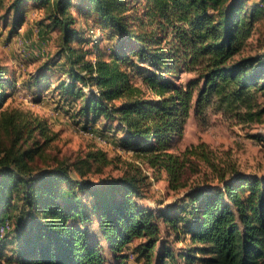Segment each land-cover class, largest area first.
I'll list each match as a JSON object with an SVG mask.
<instances>
[{"label":"trees","instance_id":"1","mask_svg":"<svg viewBox=\"0 0 264 264\" xmlns=\"http://www.w3.org/2000/svg\"><path fill=\"white\" fill-rule=\"evenodd\" d=\"M28 1L11 0L13 28L26 23ZM35 1L61 34L36 82L56 83L86 124L121 123L122 146L185 193L154 209L143 203L150 182L140 168L91 179L108 163L100 150L35 166L54 137L47 122L4 108L15 83L0 64V127L9 137L0 140V226L9 224L0 264H264V175L221 168L206 142L174 151L192 110L214 105L242 123L264 122V47L243 53L264 0H79L88 29L77 27L75 0ZM104 32L117 43L104 46ZM55 66L69 82L53 79ZM184 73L195 77L183 83ZM204 166L217 183L193 181ZM172 234L188 243L178 256Z\"/></svg>","mask_w":264,"mask_h":264},{"label":"rangeland","instance_id":"2","mask_svg":"<svg viewBox=\"0 0 264 264\" xmlns=\"http://www.w3.org/2000/svg\"><path fill=\"white\" fill-rule=\"evenodd\" d=\"M10 3L11 0H0V64L13 75L15 83L11 89L12 96L4 108L21 112L25 119L37 118L47 122L54 137L34 165L57 166L63 162H71L77 157H85L89 152L100 150L107 154L108 163L101 164V170L96 168L89 175L91 179L99 181L117 177L140 168L142 173L149 176L148 182H150L149 197L143 200L145 205L155 209L158 207L157 202H162L164 206L182 198L185 189L179 192L171 190L165 172L154 171L142 161L136 151L122 146L121 123L100 118L93 124H86L77 116V103L70 104L61 97L54 88L56 83L47 87L46 83L36 82L35 77L43 65L48 61L53 65L52 61L55 58L53 56L61 45V34L59 30L49 28L46 8L35 0L28 1L25 6L24 26L19 29L13 28L14 13L8 11ZM78 5L79 0H75L72 11L78 20L77 27L88 29L93 24L92 19L87 21ZM100 30L98 26L93 28L96 33ZM104 34V46L117 43V38L107 35V32ZM96 37L98 36H94L93 40L97 39ZM263 47L264 19L257 25L243 53L254 54L260 52ZM54 70L57 71L58 76H54L53 79L58 81L63 77L60 74L62 72H59L56 66ZM194 77L192 73H184L182 82L186 83ZM63 78L70 81L67 76ZM142 79L141 75H136L139 83H142ZM85 90L89 91L90 88ZM78 104L80 105V102ZM259 135H264V122L242 123L234 113L224 112L210 105L200 116H197L194 110L191 111L184 135L176 141L174 151L180 153L191 145L206 142L212 151L213 161L221 168L235 166L245 173L264 175V141L259 140ZM0 140L6 143L9 140L1 127ZM97 165L99 164L95 166ZM203 171L204 173L194 176L193 181L209 179L212 183H217L216 172L211 167L204 166ZM161 227L165 229L164 224H161ZM167 238L177 256L186 250L188 243L183 237L178 239L172 234ZM180 263L184 264V261L178 260V264ZM108 264L112 263L108 260ZM132 264L137 263L132 260Z\"/></svg>","mask_w":264,"mask_h":264},{"label":"built area","instance_id":"3","mask_svg":"<svg viewBox=\"0 0 264 264\" xmlns=\"http://www.w3.org/2000/svg\"><path fill=\"white\" fill-rule=\"evenodd\" d=\"M9 229L8 222L4 223L0 226V240L3 238V236L6 234L7 230Z\"/></svg>","mask_w":264,"mask_h":264}]
</instances>
